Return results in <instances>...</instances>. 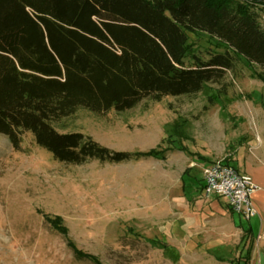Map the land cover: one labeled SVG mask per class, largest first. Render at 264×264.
<instances>
[{
  "label": "rangeland",
  "instance_id": "1",
  "mask_svg": "<svg viewBox=\"0 0 264 264\" xmlns=\"http://www.w3.org/2000/svg\"><path fill=\"white\" fill-rule=\"evenodd\" d=\"M257 3L249 5L264 26V4ZM188 37L201 56L223 50L207 33ZM261 73L242 58L221 83L195 95L101 115L82 109L65 121L68 131L112 150L158 156L67 164L31 133L20 150L0 133V264H97L76 257L69 241L100 264H236L241 227L230 212H204L227 198L207 197L199 180L204 157L230 162L231 152L243 156L259 139Z\"/></svg>",
  "mask_w": 264,
  "mask_h": 264
},
{
  "label": "trees",
  "instance_id": "2",
  "mask_svg": "<svg viewBox=\"0 0 264 264\" xmlns=\"http://www.w3.org/2000/svg\"><path fill=\"white\" fill-rule=\"evenodd\" d=\"M249 2L0 0V133L15 150L31 133L67 164L158 156L112 150L84 132L68 131L65 121L82 109L101 115L144 100L195 95L221 83L242 58L261 69L264 82V26ZM188 32L207 33L223 50L201 56ZM199 181L204 190L203 177ZM52 224L63 231L60 222ZM68 244L79 259L100 264Z\"/></svg>",
  "mask_w": 264,
  "mask_h": 264
},
{
  "label": "crops",
  "instance_id": "3",
  "mask_svg": "<svg viewBox=\"0 0 264 264\" xmlns=\"http://www.w3.org/2000/svg\"><path fill=\"white\" fill-rule=\"evenodd\" d=\"M254 132L259 135V139H254L252 151L243 156L240 150L238 154L231 152L229 163L240 172L249 174L256 184L257 188L252 192L256 213L245 219L232 212L226 205L227 201H220V205L213 201L207 211H204L216 215L230 212L233 221L241 227L242 236L236 264H264V124L257 126ZM218 159L217 156H206L205 165Z\"/></svg>",
  "mask_w": 264,
  "mask_h": 264
},
{
  "label": "built area",
  "instance_id": "4",
  "mask_svg": "<svg viewBox=\"0 0 264 264\" xmlns=\"http://www.w3.org/2000/svg\"><path fill=\"white\" fill-rule=\"evenodd\" d=\"M202 176L207 197H226L232 210L245 219L256 213L252 192L257 186L249 174L240 172L225 159H218L203 166Z\"/></svg>",
  "mask_w": 264,
  "mask_h": 264
}]
</instances>
